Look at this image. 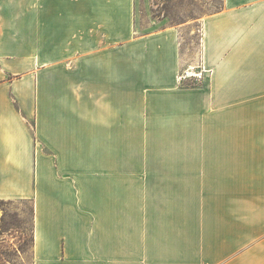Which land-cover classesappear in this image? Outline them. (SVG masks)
Wrapping results in <instances>:
<instances>
[{
    "label": "crops",
    "instance_id": "obj_1",
    "mask_svg": "<svg viewBox=\"0 0 264 264\" xmlns=\"http://www.w3.org/2000/svg\"><path fill=\"white\" fill-rule=\"evenodd\" d=\"M135 15L0 0V200L32 204L31 264H264V0L201 19L199 82L180 28Z\"/></svg>",
    "mask_w": 264,
    "mask_h": 264
},
{
    "label": "rangeland",
    "instance_id": "obj_2",
    "mask_svg": "<svg viewBox=\"0 0 264 264\" xmlns=\"http://www.w3.org/2000/svg\"><path fill=\"white\" fill-rule=\"evenodd\" d=\"M222 6L223 0H136V29L143 33L165 26L179 27L187 69L200 56L201 19ZM174 165L175 161L165 162L166 168ZM32 210L28 200H0V228L4 231L3 240L0 238V264L18 263L19 250L24 264H31Z\"/></svg>",
    "mask_w": 264,
    "mask_h": 264
},
{
    "label": "built area",
    "instance_id": "obj_3",
    "mask_svg": "<svg viewBox=\"0 0 264 264\" xmlns=\"http://www.w3.org/2000/svg\"><path fill=\"white\" fill-rule=\"evenodd\" d=\"M206 69L202 66L199 70L193 71L192 69H185L183 74L181 75V79L194 77V81L198 82L204 79Z\"/></svg>",
    "mask_w": 264,
    "mask_h": 264
}]
</instances>
